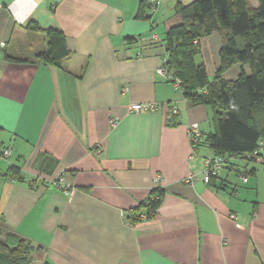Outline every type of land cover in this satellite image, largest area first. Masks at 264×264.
Listing matches in <instances>:
<instances>
[{"label": "crops", "instance_id": "1", "mask_svg": "<svg viewBox=\"0 0 264 264\" xmlns=\"http://www.w3.org/2000/svg\"><path fill=\"white\" fill-rule=\"evenodd\" d=\"M177 2L147 21L135 18L140 0H0V230L32 244V264H264V149L261 163L231 157L205 184L212 111L157 73ZM28 23L64 36L63 68L15 61L46 48ZM219 50L217 33L200 39L195 61L210 78ZM131 103H173L178 117L164 106L131 114ZM190 126L202 133L196 151ZM60 174L69 195L53 184ZM157 187L156 217L131 222Z\"/></svg>", "mask_w": 264, "mask_h": 264}, {"label": "trees", "instance_id": "2", "mask_svg": "<svg viewBox=\"0 0 264 264\" xmlns=\"http://www.w3.org/2000/svg\"><path fill=\"white\" fill-rule=\"evenodd\" d=\"M159 5L157 0H140L135 18L151 21L147 12ZM175 9L181 23L168 30L163 42L166 80L177 82L189 104L211 109L214 132L204 142L214 156L244 160L264 139V0H192L188 4L177 2ZM25 28L42 34L46 48L31 61H15L63 68L71 58L64 36L58 31L41 30L33 23ZM213 33L220 38L219 66L210 78L195 59L200 39ZM4 58L10 60L7 55ZM234 66L239 67L236 79L226 80L224 74ZM9 174L20 178L16 167L12 166ZM216 175L210 177L208 185ZM163 196V189L154 188L146 201L129 210V220L138 223L154 219ZM33 248L27 240L7 232L0 239V264H32Z\"/></svg>", "mask_w": 264, "mask_h": 264}, {"label": "built area", "instance_id": "3", "mask_svg": "<svg viewBox=\"0 0 264 264\" xmlns=\"http://www.w3.org/2000/svg\"><path fill=\"white\" fill-rule=\"evenodd\" d=\"M56 1H59V0H56ZM163 1L164 0H157V5L161 4ZM165 62H166V57L164 56L162 58L161 66L157 69V73L161 77H164L166 79L168 77H167V73H166L165 66H164ZM174 84L176 88H178L177 82ZM127 91L128 89L126 87H124L121 90L122 93H125ZM163 106L166 108V110L171 115H175L178 117V109L175 104L167 103ZM163 106H159L155 103H131L128 105V111L131 114H140V113H145V112L154 113V112L161 111L164 108ZM110 122L114 124L115 120L112 119ZM187 138H188V141L190 142L192 149L196 151V145L202 139V133L199 131V129L196 126H190L187 131ZM263 149H264V139L259 141L257 149L253 153L246 155L244 157V160L252 161L255 163H261V159H262L261 153ZM9 156H10V150L8 148L3 149L1 152V158L5 159ZM226 164H227V159L225 157L213 156V157L206 158L204 160L203 169H202L203 182L205 184H208L210 177L212 175L217 174ZM242 178H243V181L246 182V177H242ZM160 179H161L160 177H156L155 179L156 185L160 182ZM61 182H62V178L60 177V179L58 178V180L54 183V185L58 187L59 189H61L65 195H69L70 190L66 186H64ZM184 182L188 184H192L194 181L192 177L190 176L186 178ZM31 185L33 186V184ZM232 218L234 217L232 216Z\"/></svg>", "mask_w": 264, "mask_h": 264}, {"label": "rangeland", "instance_id": "4", "mask_svg": "<svg viewBox=\"0 0 264 264\" xmlns=\"http://www.w3.org/2000/svg\"><path fill=\"white\" fill-rule=\"evenodd\" d=\"M184 2L189 3L191 2V0H183ZM252 5L256 7V2H252ZM201 141V140H200ZM200 143V142H199ZM199 143L197 145H199ZM60 177H63V174H60L59 176L56 177V179L53 181V184L58 180V178L60 179ZM5 233H7L6 231L0 230V234H3V236L5 235Z\"/></svg>", "mask_w": 264, "mask_h": 264}]
</instances>
